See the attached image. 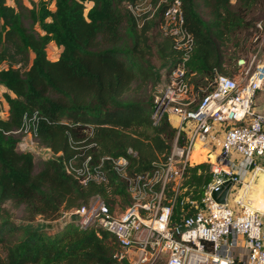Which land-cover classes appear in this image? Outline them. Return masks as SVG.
<instances>
[{
  "label": "trees",
  "instance_id": "trees-1",
  "mask_svg": "<svg viewBox=\"0 0 264 264\" xmlns=\"http://www.w3.org/2000/svg\"><path fill=\"white\" fill-rule=\"evenodd\" d=\"M12 1L0 0V86L7 90L5 118L0 103V264H130L117 257L109 232L72 221L55 231L54 224L94 196L111 211L131 204L128 179L112 159L125 157L133 178L170 154L176 128L166 116L151 118L155 89L182 57L163 30L170 0H151L152 15L139 17L128 7L137 0ZM181 8L193 38L187 79L197 102L216 73L234 77L237 61L249 62L247 41L264 35V0H181ZM51 43L60 48L54 60ZM26 127L50 152L39 163L17 146ZM87 157L92 177L81 183L65 165L81 168ZM201 170L188 168L184 194L199 197L211 178ZM6 204L22 209L20 222Z\"/></svg>",
  "mask_w": 264,
  "mask_h": 264
},
{
  "label": "built area",
  "instance_id": "built-area-1",
  "mask_svg": "<svg viewBox=\"0 0 264 264\" xmlns=\"http://www.w3.org/2000/svg\"><path fill=\"white\" fill-rule=\"evenodd\" d=\"M150 1L137 0L128 7L136 17L151 16ZM183 23L181 0H170L163 30L173 37L182 57L154 95L151 114L154 123L166 116L176 128L170 154L133 178L127 177L125 157L112 159L115 171L128 179L131 204L111 211L94 196L87 204L65 210L59 220L109 232L119 245L117 257L130 264H264V210L246 201L250 172H264V110H254L256 94L264 89V53L251 72L245 59L237 61L245 80L216 73L213 89L196 102L187 79L193 38ZM17 132L34 140L27 127ZM17 146L30 150L22 138ZM211 149L216 153L211 178L199 197L192 198L184 194L181 181L194 155ZM89 159L81 168L70 161L66 171L85 183L92 177L85 166ZM94 177L103 179L101 174ZM227 180L232 185L220 203L212 193Z\"/></svg>",
  "mask_w": 264,
  "mask_h": 264
},
{
  "label": "rangeland",
  "instance_id": "rangeland-1",
  "mask_svg": "<svg viewBox=\"0 0 264 264\" xmlns=\"http://www.w3.org/2000/svg\"><path fill=\"white\" fill-rule=\"evenodd\" d=\"M29 1V6L31 5V0H27V2ZM38 1V0H37ZM37 1H33V2H37ZM140 1V0H139ZM141 7H147V3L146 2H141L140 4ZM261 21V27L263 26L264 28V18L263 20H260ZM246 47H248V52L246 53V56L248 58V65H249V69H250V72L254 70L255 68V64L257 63L258 60L261 59L263 53H264V35L258 39L256 36L255 37H252L250 38L249 41H247L246 43ZM59 47H57L54 43H52L49 47H48V56L50 59H55L58 54H59ZM253 56H256L255 60L250 63V59L251 57ZM234 77H237L239 78L240 80H245L246 76L244 75V73L241 71L238 70V68H236V70L234 71ZM163 84V83H162ZM161 85H159L155 91H154V95L157 93V91L161 88ZM4 98V92H2L0 90V103H5V106L3 108V112L5 116V111H6V107H7V103L6 101H2V99ZM264 89L262 90H259L256 94V97H255V105H254V110L256 111H262L264 110L263 107H264ZM5 100V99H4ZM3 107V106H2ZM175 122V119H172V123ZM21 138L23 141L27 142V145H28V148L34 152L35 154V159L37 161V163H39L42 159L46 158L49 156L50 152L44 148V147H41L37 144L36 141H34L32 139V136L29 135V134H24V135H20L19 136V140L18 141H21ZM214 149H211L210 151H206V153H200V151L198 153L200 154H196V158L194 160V162H192L191 166L190 167H198L202 173H210L211 171V167L213 165V159L215 158V155L216 153H214ZM264 166V165H263ZM254 174V175H253ZM262 171H251L250 172V176H253V179L250 183V186H249V189H248V202L253 206V205H257V204H262V200H263V197H262V186H263V179H264V176H262ZM183 181V180H182ZM181 181V182H182ZM254 185L256 184V186L254 185L253 188H251V185ZM255 189V191H254ZM260 189V190H259ZM255 192V193H253ZM6 209L9 210L10 212V216L11 218L15 221V222H20L22 217H23V211L21 208L19 209H15V208H11L9 204H6L4 206ZM60 226H63V223L58 220L55 222L54 224V229L55 231L59 230L60 229ZM53 230V229H52ZM51 230V231H52ZM3 254V253H2Z\"/></svg>",
  "mask_w": 264,
  "mask_h": 264
},
{
  "label": "water",
  "instance_id": "water-1",
  "mask_svg": "<svg viewBox=\"0 0 264 264\" xmlns=\"http://www.w3.org/2000/svg\"><path fill=\"white\" fill-rule=\"evenodd\" d=\"M231 185H232V182L230 180L223 182L220 186V189L212 193V197L216 201L220 203H224L226 201V197H227V194L229 192Z\"/></svg>",
  "mask_w": 264,
  "mask_h": 264
},
{
  "label": "crops",
  "instance_id": "crops-1",
  "mask_svg": "<svg viewBox=\"0 0 264 264\" xmlns=\"http://www.w3.org/2000/svg\"><path fill=\"white\" fill-rule=\"evenodd\" d=\"M31 1H37V0H31ZM25 2L29 5V1L27 2V0H25ZM8 3H10V4H13V1L12 0H8ZM52 44V43H51ZM50 44V45H51ZM49 45V46H50ZM59 52H60V49H59ZM59 55V54H58ZM57 58V57H56ZM55 58V59H56ZM52 60H54V59H52ZM0 90L2 91V92H6L7 90L4 88V87H2V86H0ZM1 101V100H0ZM2 101L4 102L5 100H4V98L2 99ZM263 101H264V99H263ZM2 104V103H1ZM3 108H4V106H5V103H3ZM7 108V107H6ZM263 109H264V107H263ZM3 112V111H2ZM2 114H4V113H2ZM7 116V109H6V111H5V116L3 115V117L5 118ZM262 176H264V174H262ZM263 181H264V179H263ZM255 186H256V184H254ZM254 185L251 187V188H253L254 187ZM260 190V189H259ZM254 191H255V189H254ZM253 193H255V192H253Z\"/></svg>",
  "mask_w": 264,
  "mask_h": 264
},
{
  "label": "bare ground",
  "instance_id": "bare-ground-1",
  "mask_svg": "<svg viewBox=\"0 0 264 264\" xmlns=\"http://www.w3.org/2000/svg\"><path fill=\"white\" fill-rule=\"evenodd\" d=\"M264 174V172H262ZM253 186V184L251 185V187ZM263 197V195H262ZM246 201L248 202V197L246 198ZM249 203V202H248ZM253 207L257 208V209H261V210H264V197H263V200H262V204H257V205H253Z\"/></svg>",
  "mask_w": 264,
  "mask_h": 264
}]
</instances>
